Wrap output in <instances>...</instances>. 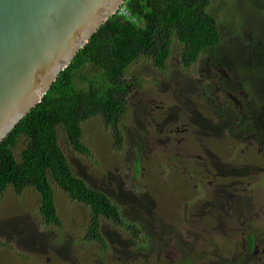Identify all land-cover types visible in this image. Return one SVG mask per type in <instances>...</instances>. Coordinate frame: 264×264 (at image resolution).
<instances>
[{
  "label": "rangeland",
  "instance_id": "374dc122",
  "mask_svg": "<svg viewBox=\"0 0 264 264\" xmlns=\"http://www.w3.org/2000/svg\"><path fill=\"white\" fill-rule=\"evenodd\" d=\"M207 9L216 47L186 67L173 38L164 69L141 55L125 70L135 85L119 148L100 115L81 123L90 154L59 130L72 172L110 196L123 225L101 218L102 242L84 240L88 207L54 182L59 225L44 222L34 188L8 186L0 264H264V0H209ZM97 72L87 65L81 75Z\"/></svg>",
  "mask_w": 264,
  "mask_h": 264
},
{
  "label": "trees",
  "instance_id": "16d2710c",
  "mask_svg": "<svg viewBox=\"0 0 264 264\" xmlns=\"http://www.w3.org/2000/svg\"><path fill=\"white\" fill-rule=\"evenodd\" d=\"M123 4L129 16L111 15L60 71L42 100L0 142V193L8 186L16 194L26 187L34 188L44 222L59 225L54 182L70 199L88 207L89 221L83 235L87 241L102 242L101 218L117 225H123L124 219L107 193L72 172L59 143L60 128L72 149L90 154L82 141L81 123L100 115L119 148L123 139L119 121L135 85L125 78L127 67L142 55L164 69L173 38L182 45L181 62L186 67L220 42L218 23L207 9L209 0H125ZM87 65L98 69L95 79L81 75ZM77 75L87 87L77 85ZM21 139L23 146L16 157Z\"/></svg>",
  "mask_w": 264,
  "mask_h": 264
},
{
  "label": "water",
  "instance_id": "95a60500",
  "mask_svg": "<svg viewBox=\"0 0 264 264\" xmlns=\"http://www.w3.org/2000/svg\"><path fill=\"white\" fill-rule=\"evenodd\" d=\"M125 0H0V142Z\"/></svg>",
  "mask_w": 264,
  "mask_h": 264
},
{
  "label": "built area",
  "instance_id": "2783aa9c",
  "mask_svg": "<svg viewBox=\"0 0 264 264\" xmlns=\"http://www.w3.org/2000/svg\"><path fill=\"white\" fill-rule=\"evenodd\" d=\"M119 13H123V14H125L126 16L128 15V12H127V10H126L124 7H121V8L119 9Z\"/></svg>",
  "mask_w": 264,
  "mask_h": 264
},
{
  "label": "clouds",
  "instance_id": "9594fccd",
  "mask_svg": "<svg viewBox=\"0 0 264 264\" xmlns=\"http://www.w3.org/2000/svg\"><path fill=\"white\" fill-rule=\"evenodd\" d=\"M124 3V2H123ZM121 4L119 7H118V9L116 10V12L115 13H118V14H123V13H119V9L121 8V7H124L125 8V6H124V4ZM126 9V8H125ZM128 12V11H127ZM126 16V15H125ZM127 16H129V13H128V15Z\"/></svg>",
  "mask_w": 264,
  "mask_h": 264
}]
</instances>
